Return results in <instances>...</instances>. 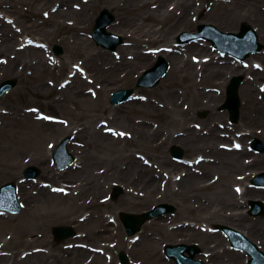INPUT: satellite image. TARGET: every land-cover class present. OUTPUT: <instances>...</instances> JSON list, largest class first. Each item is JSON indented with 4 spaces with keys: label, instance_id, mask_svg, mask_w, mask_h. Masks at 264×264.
<instances>
[{
    "label": "bare ground",
    "instance_id": "6f19581e",
    "mask_svg": "<svg viewBox=\"0 0 264 264\" xmlns=\"http://www.w3.org/2000/svg\"><path fill=\"white\" fill-rule=\"evenodd\" d=\"M40 3L47 6L50 1L41 0ZM94 3L126 14V18L114 25L127 42L125 47L118 46L122 59L114 60L108 54L91 52L92 45L78 35L77 27L62 29L67 40L65 57L70 61L80 56L82 68L97 77L105 91L108 85L119 81L120 74L127 73L120 80H129L131 72L142 68L151 58V55L141 51L144 37L153 41L158 39L161 44L153 56L162 57L168 67V73L160 84L163 90L160 98L141 102V98L133 93L135 100L115 111L130 110L135 113L139 110L143 115H161L166 123L157 125L145 119L107 116L110 127L108 123L98 126V122L90 127L87 123H80L79 118H72L71 125L64 126L62 122L36 117L35 110L20 113L15 111L16 108L7 109L8 112L5 111L2 116L3 124L0 122V132L7 126L10 114H15L16 119L23 122L21 130L37 128L50 136L68 135L67 151L72 157H77L70 169L54 172L46 166V158L41 153L17 150L14 145L4 144L3 151L0 147V160L13 168L12 175L15 176V167L20 166V162L28 156L42 173L41 181L28 183L17 182L16 179L12 182L24 213L30 216L42 205H50L54 209L53 214L42 219V224L29 231L30 236L36 237L27 242V246L41 244L49 245V248L39 253L31 252L26 259L33 263L49 264L51 256L48 254L57 253L69 264H89V261L101 260L100 253L111 244L116 251L125 253L130 261L146 259L150 264H169L160 256L164 243L181 245L195 241L205 257L203 264H238V255L226 250L218 251L222 242L212 228L224 224L241 228L247 238L255 239L264 249V217L252 220L239 211V207L247 208L250 199L264 202V191L233 189L235 185L244 184L252 172L264 170L262 158L250 154L242 143L240 145L247 138H259L264 146L263 70L256 69L259 67L257 65L247 64L242 68L227 61L219 63L216 57H212L210 49L200 43L188 45L183 50L168 44L170 32L194 28L205 21H214L220 30L237 29L244 23L254 24L259 40L264 42V0H95ZM10 7L16 14L14 6ZM17 15L21 16L19 12ZM65 17L79 23L85 18L84 12L74 11L68 6L65 10H58L52 18L55 21L56 18L60 20ZM60 25L63 26L61 22ZM42 28L44 33H49V29ZM31 41L27 39L25 46L22 43L12 45L14 40L10 30L0 23V55H3L0 73H10L12 78L22 81L25 93L30 90V94L39 98H49L53 94V100L47 99L44 103L47 107H58L65 101L87 109L99 104L87 97L81 68L70 71L65 86L59 89L63 95L61 93L56 100V94L47 85L29 88L24 82L26 69L44 72L49 71L48 62L54 65L53 60H44L45 53L41 49L30 46ZM127 54L132 56L128 58ZM67 67L68 63H61L55 65L51 72L61 74ZM232 75H240L243 85L238 89L240 120L230 127L224 123V115L215 111L222 100V93L217 96L211 91L214 87L225 85L226 79ZM256 82L261 83L257 86ZM178 87H182V91ZM158 108H165L166 111L159 112ZM203 109H209V117L197 121L194 113ZM79 137L84 139L83 147L77 141ZM231 139L233 142L230 146ZM176 145L183 151L192 152L194 159H186L184 165L170 160L163 151ZM113 184L121 185L124 192L117 202L106 203L114 214H138L150 208L152 203L161 201L172 204L179 216L147 224L136 240L127 241L122 236L119 223H115L113 229L107 224L113 222L111 216L102 212L85 214L83 211L90 206H99L101 197ZM58 219L81 232L74 246L59 247L47 242L48 235L44 228ZM8 261L21 264L17 259L10 260L0 254V264H8Z\"/></svg>",
    "mask_w": 264,
    "mask_h": 264
},
{
    "label": "rangeland",
    "instance_id": "374dc122",
    "mask_svg": "<svg viewBox=\"0 0 264 264\" xmlns=\"http://www.w3.org/2000/svg\"><path fill=\"white\" fill-rule=\"evenodd\" d=\"M50 1L49 5L43 6L40 5L41 0H0L1 4L0 5V11L3 13H0V23H4L7 28L10 30L12 34V38L14 40V43L12 45H21V43L25 46L27 43V39H32L31 45L32 47H36L41 49L45 53V58L44 60H53L54 65H50L52 62H48L47 66H49V71H33L31 69H26L24 71V75L27 76L24 79V82L27 83V86L31 89H36L39 87L41 84L42 85H47L49 86L53 92L56 94L55 95V100L58 97H61V93L59 89L63 88L65 86V81L68 79V76L71 74L70 71L74 72L77 71L76 69L81 68L80 74L85 78V86L83 89L87 91V97H90L93 102L97 104V106H90L88 109L87 108H82L78 104H74L71 101H65L61 103L60 105L53 106V107H47L44 105L45 101L47 99L53 100V94L49 96V98H44V97H37L33 94H30L29 91L25 93V84L20 81V80H15L12 78L10 73H0V82L4 80H13L15 82V86L13 89H11L8 93H6L0 100V122L3 124V119L2 116L3 113L12 108H16L15 111H20L25 112L29 110H35L37 115L36 117H43L44 119H52L53 122H62L64 126L70 124L71 125V119L72 118H79L80 123H84L90 127L96 126V123L98 122V126L101 125H106L108 123L109 126V121L106 118L108 117H116V118H128L130 120H149L152 122V124H157V125H163L166 123L164 121V117L159 115L154 116L151 114L146 113L145 115L141 114L139 110H137L135 113H132L130 110H125V111H115L116 108L118 107H125L128 105L129 102L132 100H135L134 98L128 99L125 103L123 104H118V105H111L109 102L110 95L114 93L117 90L120 89H132L133 93H136L137 96L140 99L141 102H145V100L150 99V100H158L159 94L161 96L163 90L160 88L161 81L164 79L165 75L168 73L166 72L165 75L162 77L160 82L152 87V88H141V87H136V81L141 75L143 71L146 69L150 68L154 63L156 62L157 57L153 56L156 54L154 52L157 48H159V45L161 44L160 41L157 39L156 41H153V39H149L148 37L143 38V49L141 50L143 53H146L147 55H151V58H149L146 63L143 65L142 68L135 70L131 72V74L128 76L127 81L125 80H120L123 79L127 73L120 74L119 81L117 83L110 84L106 87V90L103 91V84L101 81L93 76L91 72H89L87 69L82 68V58L80 56H75L73 57L70 61L68 58H66V49H65V43L67 42L66 40V35L63 33L62 29H71L74 27H77V33L78 35L86 39L87 41L90 42L93 48H91V52L94 54H108L110 57H112L114 60H121L122 55L120 54L119 48L116 47L113 51L106 50L100 46H96L94 42L91 39V30L94 25V21L99 15V13L103 10L106 9L113 17V22L110 24L108 27V32L120 36L122 39V45L120 47H125L127 42L125 41V37L122 35V32H120L118 29L114 28V25H116L117 21L123 18H126V14L123 13H117L115 10H108V7H105L103 5L94 3L95 0H47ZM208 2H218L220 0H207ZM64 3H68L67 5H64ZM10 6H14V9L17 10L16 14L12 12V8ZM67 6L77 12H84V20L82 23H79L78 21H74L71 19V17H65V19H60L58 20L57 18L54 19L53 14L56 13L58 10H65L67 9ZM8 11V12H7ZM17 12L21 14L20 17H18ZM7 15V16H5ZM60 22L62 23L63 26L60 25ZM244 24H249L251 25L250 27L254 29L256 32L257 27L253 26L254 24L250 23H244ZM199 25H211L215 27L216 29L220 30L217 28V24L214 21H205L199 23L196 27L194 28H189L186 30H176L175 32L172 31L169 33L168 37V44L174 46L176 49H184L186 46L195 44V43H200L201 45H205L207 49H210V52L212 54V57H216L220 62L219 63H224L225 61L234 63L235 65H241L242 68H245L247 64L250 65H257L259 67H256L258 70H263L262 74H264V62L262 61V56H264V42L259 40V33L257 31V42L260 44V49L255 52V53H249L245 58H242L241 60H238L236 58L230 57L229 55H224L220 53L218 50H215L211 43L209 41L205 40H190L185 39L183 42H178L177 37L181 33H196ZM241 26H238L236 28H225V30H220L223 33H239ZM42 27H46V29H49V33H44L42 31ZM159 27V26H157ZM26 39H25V38ZM25 39V42H22V40ZM69 41V40H68ZM71 41H69L70 44ZM164 43V42H163ZM58 46L61 49L60 54L56 55L53 51L54 47ZM128 58H130L132 55L127 54L126 55ZM3 60V55H0V62ZM61 63H68V67L66 70L63 71V73L59 74L57 71L51 72L52 69H54L55 65ZM85 65V64H84ZM263 68V69H262ZM122 73V72H121ZM27 74V75H26ZM235 77L240 79V86L243 85V78L240 75H232L229 76L226 79L225 85H220L218 87H214L211 92L215 93L217 96L222 93V100L216 107L215 111L219 114L224 115V123H226L228 126L231 127L234 125H237L240 120V107L241 103L239 102V115L237 120L232 121L230 119V115L227 111H224L221 109L222 104L225 101V96H226V88L227 85L229 84L230 80ZM261 82H256V85L258 86ZM223 84V83H222ZM263 85V84H262ZM183 89L182 87H178V89ZM58 89V90H57ZM180 89V91H182ZM157 93V94H156ZM63 95V93H62ZM136 96V97H137ZM39 99V100H37ZM137 100V99H136ZM146 100V101H147ZM63 101V100H62ZM93 104V105H96ZM86 107V106H85ZM159 112H165L166 109H159ZM110 111V112H109ZM129 111L131 113H129ZM11 112V111H10ZM9 120L7 121L8 124L4 129L0 132V147L3 151V145H14V148H17V150L25 151L28 153H41L43 158H46V166H49L54 172H62L70 169L73 167V163L76 161V156H74V162L72 165L69 167L59 170L55 167L51 160V153L52 151L56 148L58 143L66 139L67 136L59 137L57 134L55 136H50L48 135L45 131H40L37 128H26V130H21L22 123L21 120L16 119L17 117L15 114H10ZM209 117V109H203L199 110L194 113V118L197 121H202L205 120ZM103 119V120H102ZM102 120V121H100ZM106 120V121H105ZM89 121V122H87ZM100 121V122H99ZM101 122H105L101 124ZM110 127V126H109ZM69 138V137H68ZM234 139V138H233ZM233 139L229 141V145H232ZM3 142V144L1 143ZM77 141L79 142L80 145H84V139L79 137L77 138ZM242 143V146L247 147V150L250 154L254 156H260L262 158V162L264 165V146L262 141L259 138H247L245 140H242L240 142V145ZM123 145V143L121 144ZM10 147V146H9ZM6 147V148H9ZM173 146L169 147L168 149L164 150L165 154L169 157L170 160H172L174 163L179 164V165H184L186 164L184 161L186 159L188 160H193L195 156L192 152L189 151H183L179 146H175L180 151L182 152V159L181 161H178L174 159L171 155V148ZM2 151L0 150V159L2 157ZM27 154V153H25ZM160 154V153H159ZM164 154V153H163ZM162 154V156H163ZM197 155V154H195ZM161 156V154H160ZM21 165L18 167H15L16 174L15 176L13 174V168L8 165L7 162H4L0 160V183L1 185L5 183H12L17 179V182H28V183H33L35 181H41L42 179V173L40 172L39 168L33 164L32 161H30L29 156L26 157L23 161L20 162ZM27 167H33L38 171L37 175L33 179H28L24 177L23 175V170ZM264 171V170H263ZM252 172L248 171L249 173L252 172V175L248 178V180L244 184H238V186L235 185L233 189H244V188H250L254 190H259V191H264V187L262 186H255L251 184V179L256 176L257 174L263 172ZM247 172V173H248ZM246 173V174H247ZM248 173V174H249ZM49 176H51L49 174ZM247 176V175H246ZM241 178V175H240ZM0 185V186H1ZM234 185V184H232ZM115 187H118L120 189L119 194L114 197V189ZM124 194L123 188L121 185L118 184H113L109 189H107V192L103 194L105 198L101 197L102 203L99 204V206H90L86 208L84 213L89 214V212H102L104 215L111 216L113 222L107 223L110 225V228L113 229L115 223H119V228L122 233V236L124 239L127 241H134L139 237V234L141 233L143 227L147 224H150L152 222H157L158 220L161 219H169L171 220L174 216H179L178 211L175 207H173L172 204L168 202H155L152 203L150 208H147L146 210L141 211L138 214H133V215H141L151 209V207L156 206L157 204L164 203L172 207V211L170 212H165L161 216L152 218L150 220L145 221L139 228V231L133 234V236H128L124 228L121 224L120 217L121 215L125 214V212H121L120 214H114L113 210L109 208V206L106 205L107 202L110 203H115L117 202L121 196ZM104 200V201H103ZM244 200V199H243ZM242 200V201H243ZM88 202V201H87ZM101 202V200H100ZM250 202H256L259 203V206L257 207V212L254 214L250 213ZM239 211H242L248 218L252 220H259L264 217V202L260 199H250L247 202V208L244 207H239ZM54 213V209L52 206L48 205H42L39 207V210L33 212L32 214L27 215L24 213V211L21 209L19 213H1L0 214V219L3 221L0 223V254L3 257H9L10 260L17 259L18 261H21V264H38L37 262H29L26 259V256L31 253H39L43 251L44 249L47 250L48 246H43L41 244H31L27 246V242L30 241L31 239H34L36 236L32 237L29 234V231L32 230L33 228L38 227L37 225L42 224L44 221L42 219L47 218V216H50L51 214ZM81 213V212H80ZM79 213V214H80ZM57 226H67L72 229L74 232V236L65 240H55V238L52 235V228L57 227ZM222 227H230L234 230H237L240 233H243V235L246 236V233L241 229V228H235L230 224H224V225H218L214 228H212V231H214L217 236L218 240L222 242V245L219 247L218 251L226 250V252L238 255L240 257V261L238 264H247V259L244 252L238 251L234 248H232L229 243L228 239L224 236V234L221 231ZM45 233L48 235L47 242L48 243H53L55 245H59V247H72L74 246L75 241L78 239V236L81 234L78 230H74L73 226L65 222L64 220L58 219L55 220L49 224H46V228H44ZM43 232V230H40ZM250 240L252 243H254L258 249L264 254V249L261 247V245L258 244V242L253 239V238H247ZM171 243H164L165 245H170ZM185 244V243H184ZM185 245H191L194 246L196 249V256L195 259L202 262L205 260V257L200 253L198 244L194 241L186 243ZM163 248H161V257L164 261L168 262L169 264H175L174 261L167 259L166 256L163 253ZM119 253L116 251V248H114L113 245H109V247L104 249L103 253H100L101 260H97L94 262L89 261V264H150L149 262L146 261H141L139 259H135L134 261H130L129 258L125 253H122L125 258L126 262L121 263L119 259ZM51 256L49 264H69L68 262H64L62 256L57 253H50L48 254ZM206 262V261H205ZM8 264H14L12 261H8ZM47 264V263H46ZM206 264V263H205ZM208 264V263H207Z\"/></svg>",
    "mask_w": 264,
    "mask_h": 264
},
{
    "label": "water",
    "instance_id": "95a60500",
    "mask_svg": "<svg viewBox=\"0 0 264 264\" xmlns=\"http://www.w3.org/2000/svg\"><path fill=\"white\" fill-rule=\"evenodd\" d=\"M113 21V17L108 13L107 10L101 11L100 15L97 17L95 21V25L92 30L93 39L97 45H102L109 50H113L117 45L121 43V39L116 37L110 33L106 32V27ZM208 29L213 30L212 27L200 26V32ZM219 36L226 38L227 41L225 43V49H231L235 51L236 44L238 49L245 47V53H241L239 50L238 53L240 57H245L249 51H256L260 48V45L256 41V36L252 29L248 25H243L241 28V33L238 35L228 34V35H220ZM232 41H234L235 48L232 47ZM56 53H60L59 47L54 48ZM166 64L164 61L159 60L157 64L146 71L142 77L138 80L137 86L141 87H153L155 86L160 78L166 72ZM14 81H4L0 84V98L1 96L10 90L14 86ZM239 85V79H233L227 88V96L222 109H227L231 114V119L236 120L238 117V97H237V88ZM132 94V90H119L111 96L110 102L112 104L122 103L124 102L130 95ZM66 141H63L56 151L53 154V159L56 161L57 165L62 168L68 165L72 158L69 157L65 150ZM172 154L175 157H181L182 152L177 149H172ZM62 158H66V162L64 164L60 163ZM30 169L25 170V175L28 176ZM254 183L264 184V173L257 175L254 180ZM8 187V186H6ZM118 189L115 191V195H117ZM6 194V189H2L0 191V206H5L3 203L4 196ZM255 204L252 203V206ZM164 210H171L170 207L166 205H158L156 208L151 210L150 212L146 213L142 217H134L130 215H123L121 217L122 222L124 224L125 230L128 235H132L135 233L140 224L147 219H150L154 216L161 214ZM225 233L230 237L231 244L234 247L246 250L249 255L252 256V259L249 261V264H262L264 262V256L260 253L251 243H249L246 239L240 236L238 233L234 232L231 229L224 228ZM53 233L57 240H62L70 237L73 235V232L65 227H57L53 229ZM183 252H187L189 254L188 257L183 256ZM165 253L168 257L173 258L177 264H201L200 262L194 260L195 249L192 246H184V245H177V246H167L165 248ZM120 259L124 261V256L121 255Z\"/></svg>",
    "mask_w": 264,
    "mask_h": 264
},
{
    "label": "snow or ice",
    "instance_id": "6c2138e0",
    "mask_svg": "<svg viewBox=\"0 0 264 264\" xmlns=\"http://www.w3.org/2000/svg\"><path fill=\"white\" fill-rule=\"evenodd\" d=\"M239 191V190H238Z\"/></svg>",
    "mask_w": 264,
    "mask_h": 264
}]
</instances>
